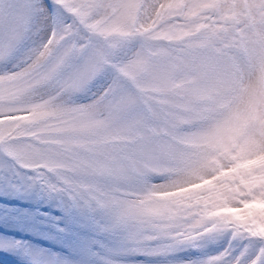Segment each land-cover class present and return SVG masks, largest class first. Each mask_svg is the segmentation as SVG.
Instances as JSON below:
<instances>
[{
	"label": "snow or ice",
	"instance_id": "snow-or-ice-1",
	"mask_svg": "<svg viewBox=\"0 0 264 264\" xmlns=\"http://www.w3.org/2000/svg\"><path fill=\"white\" fill-rule=\"evenodd\" d=\"M0 229L14 264H264V0H0Z\"/></svg>",
	"mask_w": 264,
	"mask_h": 264
},
{
	"label": "rangeland",
	"instance_id": "rangeland-1",
	"mask_svg": "<svg viewBox=\"0 0 264 264\" xmlns=\"http://www.w3.org/2000/svg\"><path fill=\"white\" fill-rule=\"evenodd\" d=\"M50 211V210H49ZM2 231V229H0ZM9 235L13 233H8ZM15 257L8 255L7 253H0V264H14Z\"/></svg>",
	"mask_w": 264,
	"mask_h": 264
}]
</instances>
